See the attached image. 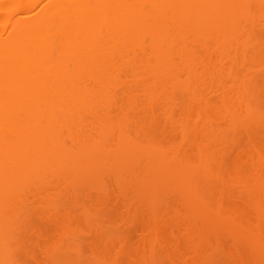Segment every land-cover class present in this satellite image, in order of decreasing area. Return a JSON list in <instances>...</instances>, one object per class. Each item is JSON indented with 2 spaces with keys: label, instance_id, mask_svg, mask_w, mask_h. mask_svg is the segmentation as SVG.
Wrapping results in <instances>:
<instances>
[{
  "label": "bare ground",
  "instance_id": "obj_1",
  "mask_svg": "<svg viewBox=\"0 0 264 264\" xmlns=\"http://www.w3.org/2000/svg\"><path fill=\"white\" fill-rule=\"evenodd\" d=\"M0 264H264V0H0Z\"/></svg>",
  "mask_w": 264,
  "mask_h": 264
}]
</instances>
